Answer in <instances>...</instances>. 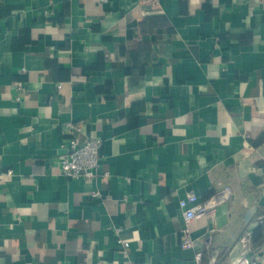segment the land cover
<instances>
[{
    "label": "crops",
    "instance_id": "crops-1",
    "mask_svg": "<svg viewBox=\"0 0 264 264\" xmlns=\"http://www.w3.org/2000/svg\"><path fill=\"white\" fill-rule=\"evenodd\" d=\"M225 187L196 262L179 202ZM261 219L264 0H0V264H232Z\"/></svg>",
    "mask_w": 264,
    "mask_h": 264
},
{
    "label": "built area",
    "instance_id": "built-area-1",
    "mask_svg": "<svg viewBox=\"0 0 264 264\" xmlns=\"http://www.w3.org/2000/svg\"><path fill=\"white\" fill-rule=\"evenodd\" d=\"M145 3L155 5L157 0H144ZM19 101L20 98L18 97ZM71 127V132L74 130ZM101 146L102 142L98 138H87L84 142H80L78 138H72L66 141V148L61 154L60 167L63 175L71 180H93L97 177L98 170L101 167ZM232 196V189L225 187L221 192L217 193L209 200L200 202L195 193H188L186 197L179 202V207L184 220V230L182 232L183 241L182 250L195 251V261L199 262L202 258V252L199 245L191 237L190 227L196 221L203 217H209L216 209L229 202ZM119 232V231H117ZM251 233L246 234L242 239L244 243V254L236 259L232 264H264V245L260 252L253 253L251 251ZM124 251L129 249V243L119 241ZM126 264H134L128 261Z\"/></svg>",
    "mask_w": 264,
    "mask_h": 264
},
{
    "label": "trees",
    "instance_id": "trees-1",
    "mask_svg": "<svg viewBox=\"0 0 264 264\" xmlns=\"http://www.w3.org/2000/svg\"><path fill=\"white\" fill-rule=\"evenodd\" d=\"M264 245V219L260 220L257 228L252 232V250L257 251Z\"/></svg>",
    "mask_w": 264,
    "mask_h": 264
},
{
    "label": "rangeland",
    "instance_id": "rangeland-1",
    "mask_svg": "<svg viewBox=\"0 0 264 264\" xmlns=\"http://www.w3.org/2000/svg\"><path fill=\"white\" fill-rule=\"evenodd\" d=\"M249 233H251V232H249ZM248 234V233H247ZM251 237H252V233H251Z\"/></svg>",
    "mask_w": 264,
    "mask_h": 264
}]
</instances>
